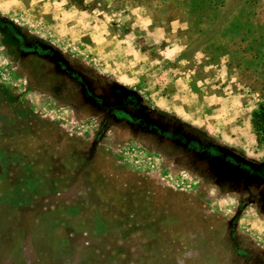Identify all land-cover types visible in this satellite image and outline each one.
I'll return each instance as SVG.
<instances>
[{"label":"rangeland","instance_id":"374dc122","mask_svg":"<svg viewBox=\"0 0 264 264\" xmlns=\"http://www.w3.org/2000/svg\"><path fill=\"white\" fill-rule=\"evenodd\" d=\"M0 264H264V0H0Z\"/></svg>","mask_w":264,"mask_h":264}]
</instances>
